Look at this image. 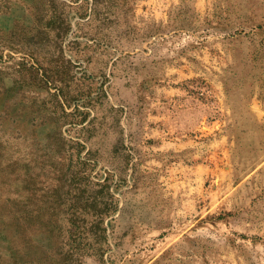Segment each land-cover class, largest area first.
Segmentation results:
<instances>
[{
  "label": "rangeland",
  "instance_id": "1",
  "mask_svg": "<svg viewBox=\"0 0 264 264\" xmlns=\"http://www.w3.org/2000/svg\"><path fill=\"white\" fill-rule=\"evenodd\" d=\"M0 264H264V0H0Z\"/></svg>",
  "mask_w": 264,
  "mask_h": 264
}]
</instances>
